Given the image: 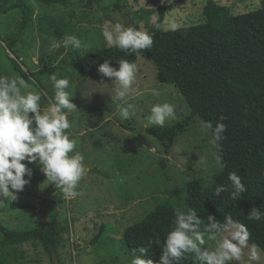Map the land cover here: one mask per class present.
I'll use <instances>...</instances> for the list:
<instances>
[{
  "label": "rangeland",
  "instance_id": "obj_1",
  "mask_svg": "<svg viewBox=\"0 0 264 264\" xmlns=\"http://www.w3.org/2000/svg\"><path fill=\"white\" fill-rule=\"evenodd\" d=\"M13 1H0V36L9 35L20 17L18 9L3 10ZM28 1L34 8L35 17L50 14L61 21L66 27V36L59 39L54 35L39 34L34 25L16 42L14 54L22 68L32 75L27 81L31 88L38 93H47L41 101L42 109L49 106L48 97H54L51 74L72 82L70 91L75 93L72 102L80 110L69 114L73 123L69 134L77 141V151L85 156L89 171L77 189L81 194L69 199L55 185L47 184L38 163L29 164L33 176H25V179H30V183L17 194V200L9 198L0 206V221L18 229L39 226L44 220L39 209L42 200L46 199L58 211L59 218L70 225L68 244L63 250L70 264H125L130 257L119 240L122 230L152 210L157 202L170 199L179 207L184 197L182 194L172 197V192L184 182L201 178L207 183L211 175L221 168L218 146L213 143L210 130L204 127L206 123L195 116L190 128L176 136L169 154H164L158 140L144 131L149 126L151 107L164 102L174 105L177 119L169 120L166 125L172 124L190 113L185 94L173 84L158 83L155 65L140 55L135 63L138 68L136 83L132 86V93L138 92L139 95L135 99L129 98L139 111L132 119L122 120L117 102L111 100L108 92L97 91L95 85L103 80L111 88L113 79L103 77L99 70H95L90 78H78L70 65V48L63 47V41L67 36H76L83 47L73 49L83 54L109 46L103 36V30L109 23L119 22L150 33L156 26L157 5L172 0H69L66 7L60 4L47 6L40 0ZM206 1L182 0L165 15L163 29H169L166 23L169 20H174L180 27L198 23L202 20ZM214 1L232 14L258 8L264 2ZM53 43H60L61 47L50 51ZM2 76L9 75L2 71L0 64ZM153 89L161 95L154 96ZM201 158L206 159V165L200 162ZM13 202L26 203L31 207H13ZM101 225L102 233L94 242L92 238ZM252 245L249 243V247ZM208 246L214 247V242L209 241ZM0 256L7 264H51L38 242L0 248ZM259 264H264L262 251Z\"/></svg>",
  "mask_w": 264,
  "mask_h": 264
},
{
  "label": "trees",
  "instance_id": "obj_2",
  "mask_svg": "<svg viewBox=\"0 0 264 264\" xmlns=\"http://www.w3.org/2000/svg\"><path fill=\"white\" fill-rule=\"evenodd\" d=\"M40 2L47 6L60 4L66 7L69 4V0ZM181 2L172 0L157 5L156 26L148 33L154 39L151 49L127 54L106 46L83 54L73 48L69 52L70 65L78 78H90L105 60L118 70L121 59L136 63L140 55L145 56L156 67L158 83L173 84L185 94L191 107L188 115L164 127L144 128L145 133L158 140L166 155L176 136L190 128L195 116L213 126L221 122L227 125L223 139L217 143L221 168L208 182L201 178L184 182L172 192V197L179 194L184 197L179 207L170 199L157 202L152 210L122 230L119 240L130 257L125 264H131L133 251L140 247H148L147 258L158 264L162 255L159 249L175 220L177 208L185 211L193 208L205 222L208 215L215 216L221 223L225 216L231 215L248 228L249 243L264 253V219L250 221L247 218L253 208L264 213V2L258 8L232 14L214 0H207L198 23L182 26L179 31L163 29L165 15ZM13 9L19 10L20 17L9 35L0 36V64L9 76H19L29 82L32 75L22 68L14 54L16 42L34 25L39 34L54 35L59 39L66 36V27L50 14L35 17L28 0H14L3 7L4 12ZM221 117L225 119L221 120ZM231 172L240 175L247 188L236 201L231 198L228 178ZM222 185L229 186V191L215 196V189ZM11 205L31 207L26 203L13 202ZM39 212L44 220L33 228H13L0 221V248L38 242L51 264H70L63 252L68 244L69 223L59 218L58 211L46 199L42 200ZM102 229L101 225L92 241L98 240ZM0 264H7L2 256ZM181 264L199 262L188 256Z\"/></svg>",
  "mask_w": 264,
  "mask_h": 264
},
{
  "label": "clouds",
  "instance_id": "obj_3",
  "mask_svg": "<svg viewBox=\"0 0 264 264\" xmlns=\"http://www.w3.org/2000/svg\"><path fill=\"white\" fill-rule=\"evenodd\" d=\"M166 23L170 31L180 30V25L174 20ZM103 36L110 47L127 54L142 53L154 45L153 37L146 31L119 22L106 25ZM60 47V43H53L50 51ZM63 47L80 50L83 45L76 36H67ZM137 72V65L127 59L119 61L118 70L108 60L99 66V73L113 79L114 86L109 88L101 80L95 84L97 91L111 95V100L117 102L122 120L132 119L139 111L136 104L129 102L130 97L135 99L139 95L138 92L132 93ZM50 80L54 97H48L49 106L42 109L41 101L47 93L34 91L22 77H0V206L9 198L17 200V194L23 192L30 183V179H25V176H33L29 164L38 163L47 184L59 188L65 198L74 199L81 194L77 189L89 169L85 165V156L77 151V141L69 134L73 129L69 114L77 113L80 109L72 102L75 93L70 91L73 87L70 79L58 78L53 73ZM152 94L156 97L161 95L155 89ZM175 119L174 105L157 103L151 107L148 125L164 127L169 120ZM224 119L221 117V120ZM204 127L212 132L214 144L223 139L227 130V125L222 122L215 126L207 122ZM200 162L207 163L205 158H201ZM228 178L231 182V198L236 201L247 192V188L236 172L229 173ZM227 191L229 186L222 185L215 189L214 195L219 197ZM247 218L260 221L264 219V213L253 208ZM250 238L248 228L231 215L225 216L223 223L215 216L208 215L205 222L195 209L188 208L185 211L177 208L175 220L161 246L162 255L158 264H181L188 256H192L199 264H259L261 250L256 245L249 247ZM209 241L214 242V247L208 246ZM148 255V247L134 250L131 264H157L147 258Z\"/></svg>",
  "mask_w": 264,
  "mask_h": 264
}]
</instances>
